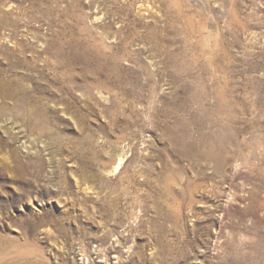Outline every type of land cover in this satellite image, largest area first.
Segmentation results:
<instances>
[{"label": "rangeland", "instance_id": "374dc122", "mask_svg": "<svg viewBox=\"0 0 264 264\" xmlns=\"http://www.w3.org/2000/svg\"><path fill=\"white\" fill-rule=\"evenodd\" d=\"M0 82V264H264V0H0Z\"/></svg>", "mask_w": 264, "mask_h": 264}, {"label": "bare ground", "instance_id": "6f19581e", "mask_svg": "<svg viewBox=\"0 0 264 264\" xmlns=\"http://www.w3.org/2000/svg\"><path fill=\"white\" fill-rule=\"evenodd\" d=\"M4 85H3V83H1L0 82V87H3ZM3 92V91H2ZM4 93L6 94V96L7 95H12V92L11 91H9V90H6L5 89V91H4ZM20 93V92H19ZM20 94H22V93H20ZM14 95V94H13ZM17 95V94H16ZM20 96V95H19ZM8 97V96H7ZM121 158V157H120ZM123 161V158L122 159H120V162L117 164V166L114 168V170H113V172H117V170L119 169V167L121 166V162Z\"/></svg>", "mask_w": 264, "mask_h": 264}]
</instances>
